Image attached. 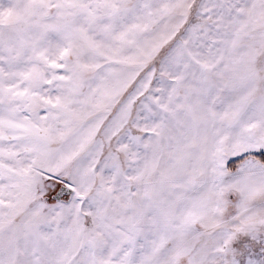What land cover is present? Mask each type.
Listing matches in <instances>:
<instances>
[{
    "label": "snow or ice",
    "instance_id": "1",
    "mask_svg": "<svg viewBox=\"0 0 264 264\" xmlns=\"http://www.w3.org/2000/svg\"><path fill=\"white\" fill-rule=\"evenodd\" d=\"M0 264H264V0H0Z\"/></svg>",
    "mask_w": 264,
    "mask_h": 264
}]
</instances>
